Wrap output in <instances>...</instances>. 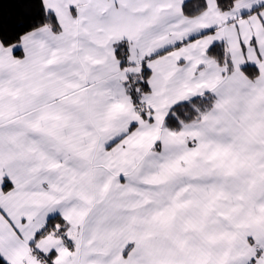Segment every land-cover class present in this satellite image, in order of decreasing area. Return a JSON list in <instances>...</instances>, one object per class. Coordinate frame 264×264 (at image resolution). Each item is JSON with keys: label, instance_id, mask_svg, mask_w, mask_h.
Segmentation results:
<instances>
[{"label": "snow or ice", "instance_id": "obj_1", "mask_svg": "<svg viewBox=\"0 0 264 264\" xmlns=\"http://www.w3.org/2000/svg\"><path fill=\"white\" fill-rule=\"evenodd\" d=\"M23 3L0 264H264V0Z\"/></svg>", "mask_w": 264, "mask_h": 264}, {"label": "trees", "instance_id": "obj_2", "mask_svg": "<svg viewBox=\"0 0 264 264\" xmlns=\"http://www.w3.org/2000/svg\"><path fill=\"white\" fill-rule=\"evenodd\" d=\"M23 0H0V23L5 26L16 25L24 18Z\"/></svg>", "mask_w": 264, "mask_h": 264}]
</instances>
